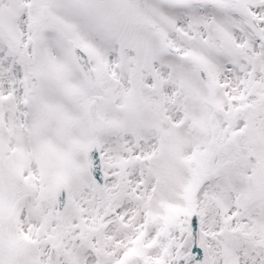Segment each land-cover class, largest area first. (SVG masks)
Segmentation results:
<instances>
[{
	"label": "snow or ice",
	"instance_id": "snow-or-ice-1",
	"mask_svg": "<svg viewBox=\"0 0 264 264\" xmlns=\"http://www.w3.org/2000/svg\"><path fill=\"white\" fill-rule=\"evenodd\" d=\"M0 264H264V0H0Z\"/></svg>",
	"mask_w": 264,
	"mask_h": 264
}]
</instances>
